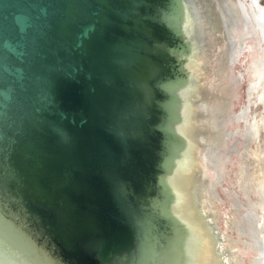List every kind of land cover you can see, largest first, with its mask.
I'll list each match as a JSON object with an SVG mask.
<instances>
[{"label": "water", "instance_id": "1", "mask_svg": "<svg viewBox=\"0 0 264 264\" xmlns=\"http://www.w3.org/2000/svg\"><path fill=\"white\" fill-rule=\"evenodd\" d=\"M0 264H264V0H0Z\"/></svg>", "mask_w": 264, "mask_h": 264}]
</instances>
